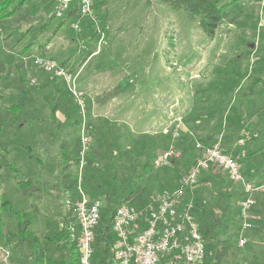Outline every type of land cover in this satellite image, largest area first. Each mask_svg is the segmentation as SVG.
<instances>
[{"label":"rangeland","instance_id":"rangeland-1","mask_svg":"<svg viewBox=\"0 0 264 264\" xmlns=\"http://www.w3.org/2000/svg\"><path fill=\"white\" fill-rule=\"evenodd\" d=\"M224 1L226 0H220L225 10L221 24L217 27L218 35L211 39L200 28L196 17H190L184 9L174 8L166 1L95 0L98 4L95 12L103 16L102 19L99 18L101 20L98 24L103 35L100 45H96V52L83 63L81 68L79 67L83 54L74 53L77 43L89 46L92 41H85L80 37V32L72 27L73 20H68L46 46L47 53L44 57L50 56L58 61L65 60L70 65L69 68L75 69L77 73L75 87L82 91L88 110L96 113V117L93 114L95 119H91V124L97 129L93 140V148L97 153L91 154V157L95 159L98 154H101V157L96 160L93 171L86 167L83 185L88 197L98 198L102 202L103 210L108 205L116 206L120 201L122 204L125 202L138 206L139 201H144L146 197L149 201L151 195L155 197L156 193L165 188L157 184V180L149 184L147 176L138 175V166L142 164L143 155L148 151L146 147L139 149L141 144L136 145L141 142L140 138L130 131L127 125L118 124L115 118L112 121L105 117L109 115V111L105 110V101L112 95L116 85H120L119 88L127 94H131L130 91L138 86L147 91L157 89L155 96L152 93H144V95L151 94L147 101V110L155 111L153 116L158 114L148 128L154 134V140L159 138L155 136L156 134H162L167 137L164 145L174 142L179 147L184 141L194 142L195 139L206 134L203 126L207 123V119L213 118L216 119L217 124L224 122L223 133L226 138L221 135L218 137L224 146H232L236 140L244 139L245 143L242 146L244 151L246 148L251 149V154L250 152L249 155L246 154L241 162V158H238L240 165L242 163L244 174L253 169L264 173V3L261 0H238L233 3L232 0ZM33 2L31 0L28 4ZM24 12L23 7L20 14ZM54 25L55 21L50 23L48 28L51 29ZM92 25L95 27L94 22ZM80 27L82 28V23ZM19 40L16 32L8 39L5 34L0 33V61L6 62L10 71L5 81L2 79L0 93L3 102L0 104V110L5 117L3 128L5 126L7 131L11 127L13 129L8 131L9 134L6 133L3 144L8 151L10 164L8 173L4 168L0 171V198L4 200L12 195L9 191H16L14 196L22 200L17 205L22 210L30 211L35 215L31 229L35 233L41 231L49 235L51 230L54 231L60 225L66 207L73 213V200L67 205L64 196L60 193L59 185L65 171L74 170L75 156L69 154L67 156V152L63 153L62 150H67V144H70L68 150L73 147L81 117L78 113L75 117L67 119L63 108L58 109L53 118L50 117L49 109L54 103L50 98L55 97L54 93L66 94L60 97V101L64 104L69 102L67 93H70L66 84L50 73L46 84L42 85L43 79L47 77L44 76L42 82L33 89L34 97L30 102H25L27 107L22 106L18 111L4 112L2 107L4 93L7 106L13 101L23 103L22 99L28 95L26 92L12 94L11 89L16 83L13 78L14 73L12 74L14 61L17 59L23 61V73L29 83L30 79L34 78L30 74L31 69L36 73L44 71L31 62L32 54H38L33 51L34 47L23 53L19 52L25 43L24 40ZM229 44H234L229 48L231 51L226 49L232 46ZM94 45L90 46L94 47ZM213 50H215L214 54L209 56ZM186 58L188 60L185 61ZM164 79H166L164 84L166 83L168 88L165 92L161 90ZM4 85L8 86L5 90ZM91 95H94L93 100H90ZM97 95L102 97L97 99ZM129 101L128 99L125 103ZM202 101L204 102L201 103ZM99 113H104L103 120L97 116ZM127 113L121 117L130 115ZM89 115L88 112L87 117ZM178 116L182 119L181 134L172 141L170 130L166 134L163 129L166 125L174 127L175 121L171 119ZM157 147L158 150L165 148ZM87 160L86 158V162ZM179 165L163 169L166 172L164 181H171L170 189L178 181L177 173L182 175L185 173V168L189 167L186 162ZM160 168L154 170L158 171ZM122 174L132 177L134 184L123 185L125 190L122 188L115 191L114 176L120 178ZM213 174L227 187L229 204L232 205L234 214L241 185L233 182L220 170L214 169ZM199 183L200 181L196 189ZM17 185L25 187L28 191L21 193ZM205 186L207 188L201 196V204L205 207L211 205L214 207L213 211L219 212L220 201L212 204L209 199L210 186L207 183ZM219 188L216 187V190ZM131 189L134 192H142L141 196L133 200L132 198L125 200V193ZM224 192V189H221L220 193L225 195ZM186 193L182 196L181 202L191 204L190 212L197 217L198 206L193 208V205L194 199H198V196ZM227 207L229 208L230 205ZM0 216L3 217L0 220L2 229L10 235L14 233L15 216L8 212L4 213L1 209ZM236 219L235 215L231 216L228 231L218 234L220 237L233 234L231 250L227 251L219 264H264V236L261 240L255 237L250 242L246 238L245 244L239 245L238 228L234 226L237 224ZM246 233H244L245 237ZM30 243H24L23 251L18 250L15 256L10 258L11 260H4L3 251L0 249V264H15L18 261L17 255L22 258L29 255ZM48 256L62 264L56 253L49 251ZM212 259L213 257L208 255L206 262Z\"/></svg>","mask_w":264,"mask_h":264},{"label":"trees","instance_id":"trees-1","mask_svg":"<svg viewBox=\"0 0 264 264\" xmlns=\"http://www.w3.org/2000/svg\"><path fill=\"white\" fill-rule=\"evenodd\" d=\"M29 1L31 0H0V33L5 34L6 38L8 39L16 32L19 35V39H20L19 41L21 40L25 41L24 45L21 46L22 48L20 49L19 52L23 53L29 48L34 47L33 48L34 52H37L39 55L44 56L45 53H47L46 46L52 40L55 33L61 27H63L68 20H75L79 18V16L75 9H71L67 11L63 17L57 18L54 14L53 0H33L34 1L33 3L28 4ZM163 1L168 2L174 8L184 9L188 13V15L192 18L196 17L200 28L209 38H211L214 35L215 30L221 24V21L224 16L225 8L223 4H220V0H163ZM235 1L238 0H232V3ZM224 2H227V0ZM97 6L98 4L95 2V0H93V8L96 11H97L96 9ZM23 7L25 12L24 14H20V10ZM96 15L97 18L102 19L103 17L98 12H96ZM54 21H55L54 27H51V29L48 28L50 23H53ZM81 22H82V28L79 31L80 37L84 38L85 41L91 40L92 42H90L89 44L90 45L95 44V45L94 47H92L93 45L92 46L89 45L90 46L89 47L88 44L83 45L81 43H77V49L76 52H74L75 55L78 53L83 54L80 65L84 63L85 60L96 51V45L98 44V41L100 39V33L96 31L95 27L92 25L94 22L92 19L90 18L87 20L81 19ZM48 57L54 59L60 65H63L72 71L75 70L73 68H69L70 65L67 62H65V60L58 61L53 57L50 56ZM13 66H14V71L12 72V74L14 73L13 78L16 81V83L15 86L12 87L11 89L12 94L26 92L28 93V95L25 97V99H22L24 101L23 103L19 104L17 103V101H13V103L10 106H7L6 97L4 93V105H2V107H4L5 113H9L13 110L18 111L19 109H22V106L27 107L25 102H30V100H32V97H34V95H32V91L36 87L31 85V83H29L28 79L23 73V69H22L23 61L21 59H17V61H14ZM8 72L10 75L8 64L6 62L0 61V91L2 90L1 87V83L3 81L2 79H4L5 81V79L8 76ZM6 87L8 86L4 85V90L7 89ZM64 94L65 93L59 94L55 103L49 109L51 118L55 116L56 111L60 108L65 109L64 111L67 119L73 118L75 117L76 114H78L77 105L69 93H67L69 95V96L67 95V100H69L67 104H64L62 101H60V97ZM100 97H102V95L96 96L97 99H99ZM2 100H3L2 94L0 93V104H2L3 102ZM203 102L204 101H202L201 103ZM74 120L75 122H78V120L77 121L76 119ZM12 122H14V120H12ZM89 122L91 123L90 120ZM206 122L207 123L203 126L206 134L201 135L198 140L202 141L204 144H210L215 142L220 135L223 138H226V135L223 133L224 122L217 124L216 119L213 118L207 119ZM4 123H5V117L0 110V171L2 168H4V171L8 173L9 172L8 166L10 164V161L8 159V151L5 149V146H3V144H5L4 139L7 136L6 133L9 134L8 131H12L13 129L11 127L7 131L5 129V126L3 128ZM226 128H228V126ZM92 130H93L92 134L95 135L97 133V129L94 127L92 128ZM166 138L167 137L164 135L160 136L155 141V143L157 144L156 147L157 146L165 147L163 148L164 150L171 143H173L171 142L164 145L166 143ZM188 141L189 143H187V141H184V144L179 145L178 147L181 150L180 158L174 160L172 164L169 166L161 167L162 169L160 168V170L158 171L154 170L155 168H159V167H154L152 161L155 155L153 157L150 156L148 154V151H150L151 148L147 149L148 150L146 151L147 153H144L143 155L144 157L142 160L143 161L142 164L138 166L139 167L138 175L140 174L141 176H147L149 180V184L154 180H157L156 181L157 184L159 183V185L168 188L171 185L170 184L171 181L169 180L164 181L165 179L164 174L166 172H164L163 169L168 168L172 165L180 166L179 164L184 162H186V164L190 166L194 162L197 156L194 142H190V140ZM66 147L68 150L70 144H67ZM143 147L144 145H140L139 149H142ZM222 147L225 149L226 152L231 153L230 151L231 149L228 148L229 146H224V144L222 143ZM77 149H78V136L76 137L74 145L70 150L68 151L62 150V151L63 153L67 152V156L69 154V156L73 157L76 156ZM93 153H97V150L93 148V143H92L90 147V152L88 156L86 155V158L88 159L86 162V167L91 168L92 171L95 169V165L97 162L96 160H98L99 157H101V154H98V157L93 159L91 157V154ZM231 154L234 155L237 154V152ZM86 167H85V172H86ZM214 169L219 170L218 168L215 167L202 171L198 179V181H200L199 187L196 189L197 186L196 184L193 189L187 191V193L185 192L186 194L193 193L198 196L197 197L198 199L196 200L193 198L194 199L193 208L198 206L197 208L199 212L197 214V217L194 216L193 217L194 220L198 223L200 232L204 237L205 245H206V255L202 264L220 263L223 257L228 253L227 251L231 250V247L233 245L232 244L233 234H228L227 236L220 237L218 236L219 232L225 233L226 231H228L231 225V216L235 215V217L237 218L236 219L237 224L234 226H237L238 228L237 229V235H238L240 222H241L239 216V206H238L239 204L236 206L237 208L235 212L236 214L235 213L233 214V210H232L233 207H231L232 205L229 204V195L227 194L228 189L223 185V183H221L223 182L222 180L218 181L219 179L215 177V175L213 174ZM136 173L137 172H135V174ZM180 175L181 173H177L178 178ZM244 175L245 177H247L246 174ZM114 178L116 179L115 187H113L115 191H118L119 189L121 190L122 188L124 189L123 185L129 184L131 186L134 184L133 183L134 179L124 174H122L120 178H116L115 176ZM249 179L252 180V178ZM204 182H206L210 186L211 196L209 197V199L211 200L212 204H214V202L216 201H220L221 208L219 209V212L213 211L214 207L211 205L205 207L203 204H201L200 201L201 196L203 195V193L206 191L205 189L207 188V186H205L206 183ZM74 183H75V179L73 176V171L72 170L65 171V173L62 175L60 180L59 190L60 193L64 196L67 205L71 204L70 201L73 200L75 197ZM176 184L173 185L172 188H174ZM17 186L21 193H25L28 191V189H26L25 187H22L20 185ZM216 187H220V188L216 190ZM221 189H224L225 195L223 193H220ZM200 192H202V194H200ZM141 193H139L138 191L134 192L131 189L125 193L124 198L125 200H127L128 198H132L133 200L134 198L140 197ZM143 193L145 194V192ZM146 198L147 199H145L144 201H139L138 207H141L140 206L141 204H145L148 201V197ZM241 198H242V189L240 190L239 201ZM121 204L122 202L120 201L119 204H117L114 207H110L108 205L106 206V209H104L105 211L102 208L101 219L94 231V240H93L94 264H117L115 253L113 250L115 237L111 232V221L116 208ZM227 205H230V207L228 208ZM34 207L33 209H35ZM0 209L4 210V213L8 212L10 213V215L15 216L16 218V227H15L16 231L11 235L7 231L2 229L0 222V249L3 251L5 258L4 260L13 258L18 250L23 251L24 243L31 242L30 243L31 253L29 255H26L24 258H22V256L20 255H17L16 260L18 261L15 264H22L23 262H27L28 264H46L45 262H49L51 264H59L58 260H53L48 256L49 251L56 253L59 256V259L62 261V264H78V249H77L78 227L75 216L73 215L72 211L69 210L67 207L65 210V214L61 219L60 225L54 231L51 230V233L49 235L41 231L35 233L34 230L31 229V225L35 221V215L30 213V211H26L24 209L22 210V208L19 207L14 200L6 199V198L4 200H1L0 198ZM35 210L37 211V209ZM36 211L35 213H37ZM2 218L3 217L0 216V220ZM208 255H211L213 259L211 261L206 262V257Z\"/></svg>","mask_w":264,"mask_h":264},{"label":"built area","instance_id":"built-area-1","mask_svg":"<svg viewBox=\"0 0 264 264\" xmlns=\"http://www.w3.org/2000/svg\"><path fill=\"white\" fill-rule=\"evenodd\" d=\"M261 2L264 3V0ZM53 3L57 18L63 17L71 9L77 11L79 18L72 21L74 30H81V19H92L96 31L100 33V45L103 34L98 26L99 18L93 8V0H53ZM31 62L66 84L81 117L74 159L75 197L72 204L78 227V264H94V231L102 216V202L98 198L88 197L83 185L93 127L88 121L83 93L74 84L77 73L39 54H32ZM30 83L35 84L36 79L31 78ZM171 120L175 121V126L166 125L163 132L167 134L170 130V137L174 141L181 134L182 119L178 116ZM243 142L244 139L238 140L239 144ZM194 146L197 156L185 173L179 176L174 188H164L155 197L151 195L150 200L141 207L123 203L116 208L111 232L115 237L113 250L117 264H202L206 255L205 240L190 212L191 204H182L181 198L186 191L194 188L202 171L215 167L241 185L238 244H245L244 233L253 225L250 212L256 195L264 193V181L256 182L245 177L238 159L225 151L220 138L210 144L195 139ZM180 156L181 150L173 142L153 157V166H169Z\"/></svg>","mask_w":264,"mask_h":264},{"label":"crops","instance_id":"crops-1","mask_svg":"<svg viewBox=\"0 0 264 264\" xmlns=\"http://www.w3.org/2000/svg\"><path fill=\"white\" fill-rule=\"evenodd\" d=\"M217 29L215 30V33L211 38H214V37H216V35H218ZM229 45H232V46H229ZM229 45H228L229 47L226 46V47H228L226 49L232 48L234 44H229ZM214 51L215 50L212 51L211 55L209 53V56H212L214 54ZM229 51H231V50L229 49ZM191 54H193V52ZM186 60H188V59L186 58L185 61ZM212 63H213V61H212ZM207 64H208V62H207ZM82 65H83V63L80 65L79 68H81ZM37 72L38 73H36L34 69L30 70V74L36 79V84L33 86L40 84L42 82V79L44 78V76H47V77L45 79H43L42 85L46 84L47 78L50 77L49 73H47L46 71H43V73H39V71H37ZM165 80L166 79H164V81L162 83V87H161L162 88L161 90H163L164 92L168 90L167 86L165 85L166 83L164 84ZM119 87H120V85H116L114 92H112V95L109 96L110 99L108 98V100L105 101V110L109 111V115H105V117L109 118V120H112V121L114 120L113 118H115V121H117L118 124L127 125L130 128V131L134 132L135 135H137L138 138H140V140H141V142L136 143V145L141 144V145H144V147H146L147 149L151 148V150L148 151L149 154H152L150 156H154V155L158 154L162 150H160V149L158 150V147H156L157 144L155 143V141L157 139L154 140V137H153L154 134L151 133L150 130H148L149 125H151L153 120H155L158 117V114H157V116L156 115L153 116V113L155 111H153L152 109L147 110L146 105L148 104L147 101H149V99H150L149 97L151 96V94L150 95L149 94L144 95V93H152V95L155 96L157 89L155 88L154 90L147 91L143 87L138 86L133 91H130L131 94H127L126 92H124L123 89H121ZM59 94H63V93H54L55 97H51L50 99L51 100L53 99L54 103H55ZM97 94H99V93H97ZM94 95H91L90 100L93 98ZM120 96H121V99H119ZM125 99L126 100L129 99L130 101L128 103H125V101H126ZM98 103H100V102H98ZM88 108L89 107L87 106V113L89 112V114H90L88 116V120L91 121L92 118L95 119L96 113L91 112L90 109L88 110ZM128 111H130V112H128ZM126 113L130 114V115H128L127 117H124L126 115ZM162 113H163V111H162ZM93 114L95 117L93 116ZM103 114L104 113H99L97 116L102 119ZM114 115H115V117H113ZM121 115H124V116L121 117ZM164 115H165V113H164ZM98 117H97V119H98ZM98 124L100 125L99 120H98ZM155 136L160 137V136H162V134H156ZM93 140H94V135L92 134L91 135V144L93 143ZM238 140L234 143V145H232V146L230 145L228 148L231 149L230 150L231 153L237 152V154H234L237 159L241 158L240 160H243V158L245 159V157L247 156L246 154L249 155V152L251 154V149L246 148V151H244V148L242 146L244 145L245 140L242 144H239ZM143 142H144V144H142ZM238 161H239V159H238ZM241 165H242V163H241ZM241 169L243 170L242 167H241ZM253 170L246 174L247 177L252 178V180H254L256 182L264 181L263 171H257V170L253 171ZM9 192H11L12 195H9L8 198H6V199L14 200L16 202V204L19 205V203L22 200H19L18 197L14 196L16 191H9ZM250 213H251V218L254 221L253 226H252V228H254V229L250 228L247 231V233H246L247 241L248 242L253 241L255 237L257 240H261V239H263V236H264V194L263 193L256 195L255 204L252 207ZM258 236L261 238H258Z\"/></svg>","mask_w":264,"mask_h":264}]
</instances>
